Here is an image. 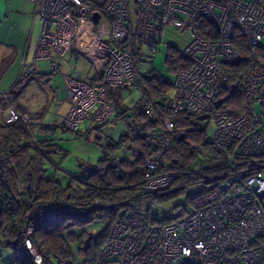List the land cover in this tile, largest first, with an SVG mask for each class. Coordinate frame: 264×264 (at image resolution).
Wrapping results in <instances>:
<instances>
[{
    "label": "built area",
    "instance_id": "1",
    "mask_svg": "<svg viewBox=\"0 0 264 264\" xmlns=\"http://www.w3.org/2000/svg\"><path fill=\"white\" fill-rule=\"evenodd\" d=\"M29 1L41 29L34 61H23L18 84L38 73L35 64L40 60L48 63L51 74L63 67L71 71L65 57L76 47L102 73L104 84L139 93L143 84L137 45L151 43L166 25L192 34L179 52L185 66L175 72L173 93L163 104L170 115L160 119V132L149 135L156 150L145 162L146 194L163 192L176 178L175 172L162 170V152L169 148L174 120L183 112L213 119L212 149L231 171L237 169L238 157L264 158V64L258 56L264 51V0ZM93 14L98 15L96 23ZM236 35L246 44V54L234 45ZM242 61L247 63L242 106L229 109L222 95L227 87L223 67ZM63 91L69 106L60 124L65 129L89 138L95 128L118 119L103 86L85 82L79 73L65 77ZM10 93L0 97L1 104L10 105L7 123L20 122L32 133H44L17 109ZM219 99L224 101L216 107ZM137 106L151 116L146 99L139 98ZM45 220L36 213L19 218V235L33 264H55L51 251L32 241L38 223ZM110 258L118 264H264V173L222 183L165 225L151 223L144 213L131 214L114 224L95 264Z\"/></svg>",
    "mask_w": 264,
    "mask_h": 264
},
{
    "label": "trees",
    "instance_id": "2",
    "mask_svg": "<svg viewBox=\"0 0 264 264\" xmlns=\"http://www.w3.org/2000/svg\"><path fill=\"white\" fill-rule=\"evenodd\" d=\"M235 39L234 45L246 54L247 46L240 35H236ZM258 56L264 64V51H259ZM166 64L174 74L185 66L179 52L172 47H169ZM2 66L4 68V64ZM246 69V61L223 67L226 86H235L232 92L227 87L222 91L226 108H241ZM141 76L143 85L139 94L140 98L152 105L150 117L137 106V102L133 108L126 109L122 95L124 91L104 84L102 73L99 72L90 83L103 86L105 99L113 105L117 118L125 117L123 121L126 122L127 132L116 143L107 140L101 145L100 138H97L102 149V158L96 166L98 170L83 171L80 176L74 177V183L67 186H62L57 179L46 177L45 163L51 161L52 155L61 152L49 134L55 126L38 125L46 131L32 133L20 122L0 124V224L4 234L13 238L7 244L16 251L17 264H33L19 235L21 215L30 217L36 213L39 217L46 216L44 222L38 223L32 241L51 251L55 264H95L114 224L134 214L129 212L130 201L146 198L151 202H167L183 192L187 185L202 184L200 190L188 196L194 202L197 197L222 183L234 181L236 176L245 178L264 172V158L244 157L236 159L237 169L231 171L226 166V159L213 151L211 140L207 139L206 127L201 126L196 117L183 112L174 120L173 133L168 137L169 148L162 152V170L175 172L176 178L163 192L146 194L145 162L156 150L149 141V135L160 132V119L170 115L163 104L170 97L172 83L155 71ZM18 85L16 82L10 89L11 95ZM94 130H100V127ZM120 148L135 150L136 154H132L131 160L121 159L115 155ZM199 154H205L203 164L193 171L190 166ZM164 157H168V164L163 163ZM170 188L174 190L164 193ZM185 213L171 219H149L151 223L165 225ZM96 222H102L104 226L93 236L87 228Z\"/></svg>",
    "mask_w": 264,
    "mask_h": 264
},
{
    "label": "rangeland",
    "instance_id": "3",
    "mask_svg": "<svg viewBox=\"0 0 264 264\" xmlns=\"http://www.w3.org/2000/svg\"><path fill=\"white\" fill-rule=\"evenodd\" d=\"M129 6L130 8L132 7L131 4ZM191 40L192 34L188 31H180L170 25L158 29L151 43L137 45L138 69L140 74L145 76L147 73L155 71L173 84L175 74L166 64L169 47L181 52L188 46ZM31 46L30 55H34L31 56L32 58L30 57L31 59L29 58L30 60H26V64H32L34 61L37 43ZM65 58L66 61L69 62L70 54L66 55ZM74 58H76L78 63L76 71H81L80 73L83 74L82 76L88 82V79L96 74L94 69L86 60L80 58L79 55L74 54ZM69 64L73 67V65L75 66V61H70ZM35 67L39 69L40 74L49 73V65L46 61H38ZM88 71L90 76L86 77L84 74H87L86 72ZM16 72L17 71L0 72L1 77H3L1 86L4 85V88H9V86L15 82ZM19 75L20 71L18 77ZM57 76L59 78L55 77V85L50 82L45 83L46 77L41 75L32 76V78H30L31 76L27 77L24 81L19 83V85L25 84V91L21 95L20 100L27 104L28 109L34 114V117L28 114L30 119L33 120L34 118V121L38 122V125L55 126L53 132L49 134L53 143L58 145L61 152L58 153V155H52L51 161L45 163V168L47 169L46 177L50 180L57 179L62 186H67L72 182L74 183V177L80 176L86 169L95 168L102 158L100 144H105L107 140H111L112 143L118 142L120 136L127 132V126L126 122L121 119L114 120V116L111 122L100 126V130H93L87 139L78 136L72 130L65 129L60 124L69 106L63 91V78H61L60 75ZM7 91H9V89L5 92ZM3 92H0V97ZM172 93L173 87L170 88L169 95H172ZM122 95L123 103L128 110L133 108L140 98V94L136 91L131 93L123 92ZM0 105H6L3 109L5 112L4 118L7 119L10 113V105L1 104V102ZM198 122L201 126L206 127L207 139L210 141L215 127L213 119ZM97 138H100V144L97 143ZM115 155L126 160H131L133 158L131 151L126 148H120L115 151ZM204 156L205 154H199L197 156L190 166L193 171L198 170L203 164ZM163 160L164 164H168V157H164ZM201 187L202 184L187 185L183 192H180L175 198L167 202H151L146 198L130 201L129 212L147 214L151 221L163 220L164 218H176L184 211L189 212L192 210L193 200L188 198V196L194 195ZM171 188L164 193H169L174 190V188ZM103 226L104 223L96 222L88 227L87 231L93 236H96ZM12 240V237L4 234L3 227L0 224V264H17L15 261L16 251L7 244ZM109 260L110 261L106 264H118L115 258H110Z\"/></svg>",
    "mask_w": 264,
    "mask_h": 264
},
{
    "label": "crops",
    "instance_id": "4",
    "mask_svg": "<svg viewBox=\"0 0 264 264\" xmlns=\"http://www.w3.org/2000/svg\"><path fill=\"white\" fill-rule=\"evenodd\" d=\"M40 29L41 24L39 19L33 16V5L29 0H0V71H17L15 82L19 71H21L22 62L30 60L32 58L31 56L34 55H30L31 45H35L37 43ZM82 37L85 38V34H83ZM68 54H70L69 62H72L73 60L75 61V66L73 65V67L72 65L70 66L67 61V67L71 71H66V68L63 67L59 73L51 75L50 71L48 74H40L39 69L37 68L39 75L46 77L45 83L50 82L54 84L55 77H58L57 75H60L61 78H63L64 83L66 76H73L77 73L82 76L83 74L80 73L81 71H76L78 63L76 58H74V54H77L80 58L86 60L96 73L88 79V82L82 76L85 82L90 84L95 78H97L99 71H96L94 65L90 62L86 55L80 52L76 47ZM3 64L4 68H2ZM86 73L87 74L84 75L89 77V71ZM2 78L3 77H1L0 74V92H5L7 89L10 90L14 87L15 82L9 86V88H4V85L1 86L3 81ZM24 86L25 84L18 85L11 97L16 107L34 117V114L28 109L27 104L20 100L21 95L25 91ZM5 106L6 105H0V124L4 122L7 123V119L4 118L5 112L3 108Z\"/></svg>",
    "mask_w": 264,
    "mask_h": 264
},
{
    "label": "water",
    "instance_id": "5",
    "mask_svg": "<svg viewBox=\"0 0 264 264\" xmlns=\"http://www.w3.org/2000/svg\"><path fill=\"white\" fill-rule=\"evenodd\" d=\"M92 19H93V22L96 23V21L98 20V15L97 14H93L92 16ZM229 88V87H227ZM230 92H232L234 89H235V86H231L230 88ZM224 99H219L217 102H216V107H220L221 104L223 103ZM208 119V115H202V116H199V117H196V120L197 121H204V120H207ZM183 137V135H182ZM98 168L95 167V168H88L85 170V172H92V171H97Z\"/></svg>",
    "mask_w": 264,
    "mask_h": 264
},
{
    "label": "bare ground",
    "instance_id": "6",
    "mask_svg": "<svg viewBox=\"0 0 264 264\" xmlns=\"http://www.w3.org/2000/svg\"><path fill=\"white\" fill-rule=\"evenodd\" d=\"M83 31H84V30L82 29V30H81V35H83Z\"/></svg>",
    "mask_w": 264,
    "mask_h": 264
}]
</instances>
